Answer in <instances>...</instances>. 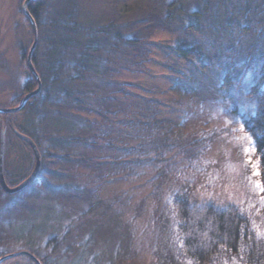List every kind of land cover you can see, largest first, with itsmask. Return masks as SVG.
<instances>
[{
	"label": "rangeland",
	"instance_id": "rangeland-1",
	"mask_svg": "<svg viewBox=\"0 0 264 264\" xmlns=\"http://www.w3.org/2000/svg\"><path fill=\"white\" fill-rule=\"evenodd\" d=\"M24 1L0 0V107L4 108L16 107L37 88L30 84L32 75L27 65L34 38L32 25L22 11ZM171 1L41 0L34 65L43 89L26 109L13 116L0 115V141L2 131L5 134L3 169L8 184L14 187L35 166L33 150L17 137L16 131L36 144L41 142L42 164L48 163L43 154L56 152L55 149L64 152L68 148L63 146L66 138L76 128V123L66 122L64 116L70 113L81 122L95 117L84 108L96 101L92 90L105 93L107 77L101 76H106L114 62H121L122 66L112 74V89L126 85L132 94L159 101L161 110L172 115L167 135L209 138L208 148L193 164L181 160L177 170L160 169L142 189L138 184L143 181L126 183L119 177L124 161L118 157L119 168L108 172L113 176L98 187L95 196L109 206L111 196L122 197L120 205L116 204L122 208L113 211L117 210L118 216L112 214L109 218L100 216L107 212L106 206L94 210L91 207L94 189L91 187L90 191V185L71 175L60 178L59 170H66L67 166L53 159L54 165L42 166L37 179L25 189L14 194L0 189V256L25 251L40 257L44 264H246L235 255H219L200 263L183 253L171 201L182 196L197 206L236 208L249 221L252 232L264 237V192L256 188L257 183L264 182L262 175L253 174L254 163L259 162L260 172L262 166L242 120L254 113L246 93L258 83L264 86V78H259L264 74V7L248 2L235 10L220 6L211 22L201 17L200 9L195 12L186 6L181 9L172 5L166 11L162 4ZM150 12L159 19H147ZM247 14L252 19H247ZM162 24L166 28L159 27ZM184 25L191 26L187 35L180 30ZM245 26L252 27L254 32H243L247 31ZM195 29L215 37L216 48L207 50L202 43L198 48L205 55H218L222 60L207 69L206 75H198L200 86L189 82L193 76L183 63L160 48L184 40L190 43L196 37ZM100 30L110 34L117 31L120 37H106ZM126 36L148 44H126L122 39ZM104 42L112 49L107 51ZM254 47L258 49L252 56ZM99 48L106 54L105 58L100 53L104 67H100L97 77L83 80L81 64L91 62ZM138 52L146 59L143 68L136 63L139 59L134 58ZM244 71L247 80L235 83ZM231 82L236 89L231 88ZM77 91L86 92L91 99L80 98ZM115 95H110L113 102L122 103L121 95ZM81 130L86 132L85 128ZM97 145H86L79 152L73 148L72 155L98 154ZM250 147L255 149L251 155L246 153ZM114 162L115 158L108 160ZM143 196L147 199L145 207L139 203ZM130 197L132 209L127 202ZM77 200L82 202L77 205ZM70 206L76 208V215L70 214ZM134 209L140 210L139 217ZM4 264L34 263L20 255Z\"/></svg>",
	"mask_w": 264,
	"mask_h": 264
},
{
	"label": "trees",
	"instance_id": "trees-1",
	"mask_svg": "<svg viewBox=\"0 0 264 264\" xmlns=\"http://www.w3.org/2000/svg\"><path fill=\"white\" fill-rule=\"evenodd\" d=\"M246 2L253 6L261 4L264 7V0H178V2L172 0L171 2H164L162 6L166 11H169L172 5L181 9L186 6L190 10H195V12H198L197 10L200 9V14H202L201 17L204 20L212 22V16L217 12L220 6L225 5L227 9L235 10ZM176 3L179 4L175 5ZM202 4L204 5L202 6ZM28 9L37 22L40 18L39 13L42 12V3H40V1L30 2ZM150 13L146 15L147 19H154L155 21L159 19L153 13ZM247 19H252V15L247 14ZM250 26H245L244 30L247 31L243 32L248 33L252 31L253 29ZM159 27L166 28L165 24ZM189 28H191V26L184 25L180 30L187 35ZM195 30L197 31L195 32L196 37L193 38L190 43L184 40L173 45H160V48L164 51L163 53L167 54L169 57H173L177 62L183 63L191 76H193L189 82L192 85L198 84L200 86V77L198 75H206L207 69L222 60L218 55L211 56L209 53L205 55L203 50L198 48L200 43L206 45L207 50H211V47L216 48V46H214L215 37L213 36L211 38V35H207L202 29ZM100 34L107 37L110 33L100 30ZM112 35L120 37L117 31L110 34L111 37ZM196 38L199 39V42ZM122 39L129 45L137 43L143 45L147 43L144 42L143 39H132L129 36L122 37ZM105 44H107L105 47L106 50L108 49L107 51L112 49V47L108 45V42ZM100 49L101 48L95 50L97 55L92 57L91 62H82L83 71H81V77H84L83 80L90 81L95 75L96 77L100 75V67H104L101 66L103 58L100 53L105 54V52ZM257 49L258 47H254V51H252L251 54L252 56L256 55ZM143 57V54L139 52L134 56L135 59H139L136 63L142 68L144 67L142 62L146 61ZM32 58L33 62H35L36 52H34ZM104 62L106 63V61ZM107 63L109 64V61ZM253 63L254 61L250 62L249 66H252ZM112 66L113 67L110 68L109 65L106 76H101L104 78L107 77L104 79V84L107 87L105 93L98 94L97 90H92L91 95L95 96L93 99H95L97 103L88 104V108H84L95 117L90 116L91 118L89 120L83 119L84 122H81L79 121L80 118H77V116H69L70 113L69 115H65L64 119H66V122L70 121L68 123H71L73 121L72 123H76L75 130L69 132L66 138L67 141L63 145L68 148L64 150V152L63 150L57 151V149H55L56 152L43 154L44 159L48 163L42 164L41 160L42 168V166L45 167V165L52 167L54 165L53 159H58L59 163H64L67 166L66 170L61 168L59 173L57 172L58 175L62 173L60 178L65 175H71L74 179L84 181L86 184L90 185V191L91 187L94 189L93 192L91 191L93 194L91 198V207L93 210L104 206L108 208L107 212L100 215L102 218H109V215L112 214L118 216L119 212L117 210L115 212L113 211L122 208V206L118 207L122 197L111 196L108 200V203L112 202L110 206L106 204V202L104 203L103 201L96 200L95 197L98 192V187L104 184V182L108 180V177L113 176L108 175V172L112 170L116 171L119 168V159L124 161V167L119 172L121 174L119 177L126 183L143 181L142 184H138L139 188L142 189L144 184L149 185L148 183L152 181V178H154L160 169L177 170V166L180 165L181 160L186 161L189 165L197 162L210 143L209 138L195 139V137H185L179 133H177L175 137L174 135H167L166 131L173 123V120L170 119L172 115L161 110V103L159 101L147 97L144 98L135 93L132 94L126 85H124L125 89H121V86L118 90L112 89V74L115 70H119L122 65L121 62H114ZM92 69H96L95 73H92ZM249 69L248 67V70ZM87 75L88 77H86ZM259 78L263 79L264 74H261ZM243 80H247L245 71L236 79L237 82L235 83L239 84ZM114 83L115 85H119V82L114 81ZM30 84L35 88L37 87V81L33 75ZM232 84L231 82V88L236 89ZM240 87H237L239 95L242 94ZM41 93L42 92L30 99L24 109H26L33 100L39 98ZM116 93L121 95L122 103L113 102L114 100L111 96H116ZM77 95L80 98L84 97L86 99H91V95L88 96L84 91H77ZM103 96L105 97L103 98ZM246 96L248 102L250 101L254 106V113L243 116L242 120L245 129L251 135L256 146L262 166L261 173L264 182V86L262 83H258L256 86L252 87L251 90L246 93ZM78 102L84 104L81 100ZM80 107V109L83 108L81 105ZM0 115L13 116L14 114ZM168 115L169 117H167ZM69 117L70 119L68 120ZM82 128L86 129L84 134L82 133ZM40 143L41 142H38L37 144L38 149ZM71 144H74L73 147L70 146ZM95 144H98L97 146L99 147L98 154L78 157L72 155V153H75L72 152L74 150L73 148L78 149L79 152V150L85 148L86 145L91 146ZM58 147L62 148V145H58ZM112 158H115L116 162L108 163V160ZM84 170L86 173H83ZM114 178L117 177L114 176ZM132 196L133 195H131V197ZM131 197L128 199L129 201H127L129 202L128 206H130L129 209H132L130 204ZM69 200H72V198ZM75 202L78 205L82 201L77 200ZM87 202L90 204L91 201L88 200ZM146 202L147 199L145 196L141 197L139 203L145 207ZM69 204L71 205V203ZM114 204L118 205L114 206ZM171 208L178 222L177 227L180 235L179 244L182 247V252L193 260L204 263L213 257L228 254L230 256H238L239 259L246 264H259L264 261V237H257L252 232L249 221L242 216L238 209L204 205L197 206L182 196L172 199ZM69 212L71 215L77 214L76 208L72 206H70ZM133 212L139 217L140 210L136 212L134 209Z\"/></svg>",
	"mask_w": 264,
	"mask_h": 264
},
{
	"label": "water",
	"instance_id": "water-1",
	"mask_svg": "<svg viewBox=\"0 0 264 264\" xmlns=\"http://www.w3.org/2000/svg\"><path fill=\"white\" fill-rule=\"evenodd\" d=\"M34 1H41V0H25L23 3V6H22V11L25 14V16L29 19V21L32 25V29H33L34 40H33V43L30 47L28 56H27V65H28V69L30 70V72L32 73V75L34 76V78L37 81V88L34 89L33 91L27 93L18 106L11 107V108L0 107V114H15V113L22 111L26 107V104L28 103V101H30V99H32L33 97L37 96L42 89V83L40 81L39 74L36 71V68H35V65L33 62V58H32L33 54L37 48L38 38H39V31H38L36 19L30 14L29 9H28L29 3L34 2ZM15 134L17 135V137L19 139L25 141L33 150V153L35 155V166L31 172V174L25 180H23L20 184H18L17 186L11 187L6 183V180L4 177V169H3L4 151H5V134H4V131H2L1 141H0V183H1L4 191L8 194H14V193H17V192L25 189L31 182H33L35 180V178L38 176L40 168H41V154H40V151L38 149L37 144L30 137L23 135V134L19 133L18 131H16ZM20 254L35 258L32 254L23 251L21 253L7 255V256L1 258L0 262L7 259V258H12V257L18 256ZM38 263L40 264L39 261H38Z\"/></svg>",
	"mask_w": 264,
	"mask_h": 264
},
{
	"label": "snow or ice",
	"instance_id": "snow-or-ice-1",
	"mask_svg": "<svg viewBox=\"0 0 264 264\" xmlns=\"http://www.w3.org/2000/svg\"><path fill=\"white\" fill-rule=\"evenodd\" d=\"M248 139H251L250 137ZM255 149L253 147H250L248 149H246V153L251 155V153L254 151ZM249 163H252L251 160H249ZM253 169H254V172L253 174L256 175V176H261L262 173L260 172L259 170V162L257 161L256 163L253 164ZM256 188L261 191V192H264V183H257L256 184Z\"/></svg>",
	"mask_w": 264,
	"mask_h": 264
},
{
	"label": "flooded vegetation",
	"instance_id": "flooded-vegetation-1",
	"mask_svg": "<svg viewBox=\"0 0 264 264\" xmlns=\"http://www.w3.org/2000/svg\"><path fill=\"white\" fill-rule=\"evenodd\" d=\"M3 162H4V160H3ZM3 166H4V164H3ZM4 177H5L6 183L8 184L7 178H6V176H5V172H4ZM8 185H9V184H8ZM9 186H10V185H9ZM0 189H1L4 193H6V192L4 191V189H3L2 185H1V183H0ZM6 194H8V193H6ZM21 252H23V251H21ZM21 252H17V253H21ZM31 254H32V253H31ZM7 255H10V254L2 255V256H0V259L3 258V257H5V256H7ZM20 255H23V254H20ZM20 255H18V256H20ZM32 255H33L35 258H32V257L27 256V255H24V256L28 257V258H29L34 264H39L38 261L40 262V264H44V262H42V260H41L40 257H37V256L34 255V254H32ZM18 256H15V257H18ZM12 258H14V257H12ZM12 258H7V259L1 261L0 264H4L5 262H7L8 260H10V259H12Z\"/></svg>",
	"mask_w": 264,
	"mask_h": 264
},
{
	"label": "bare ground",
	"instance_id": "bare-ground-1",
	"mask_svg": "<svg viewBox=\"0 0 264 264\" xmlns=\"http://www.w3.org/2000/svg\"><path fill=\"white\" fill-rule=\"evenodd\" d=\"M27 105V104H26Z\"/></svg>",
	"mask_w": 264,
	"mask_h": 264
}]
</instances>
